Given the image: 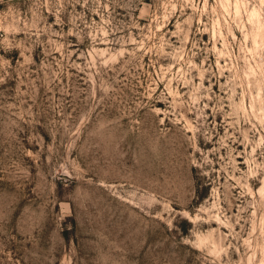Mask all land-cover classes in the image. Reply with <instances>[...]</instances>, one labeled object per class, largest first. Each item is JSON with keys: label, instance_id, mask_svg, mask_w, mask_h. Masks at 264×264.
Wrapping results in <instances>:
<instances>
[{"label": "rangeland", "instance_id": "1", "mask_svg": "<svg viewBox=\"0 0 264 264\" xmlns=\"http://www.w3.org/2000/svg\"><path fill=\"white\" fill-rule=\"evenodd\" d=\"M0 264H264V0H0Z\"/></svg>", "mask_w": 264, "mask_h": 264}, {"label": "bare ground", "instance_id": "2", "mask_svg": "<svg viewBox=\"0 0 264 264\" xmlns=\"http://www.w3.org/2000/svg\"><path fill=\"white\" fill-rule=\"evenodd\" d=\"M250 18L253 19V20L255 19L254 21H256V20L258 21L259 20V15H258L257 12H255V10H252V12L250 14ZM254 42H255V39H254Z\"/></svg>", "mask_w": 264, "mask_h": 264}]
</instances>
